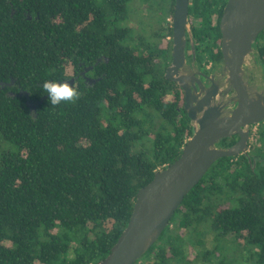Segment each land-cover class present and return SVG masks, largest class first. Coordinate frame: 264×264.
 I'll list each match as a JSON object with an SVG mask.
<instances>
[{"label":"trees","instance_id":"obj_1","mask_svg":"<svg viewBox=\"0 0 264 264\" xmlns=\"http://www.w3.org/2000/svg\"><path fill=\"white\" fill-rule=\"evenodd\" d=\"M175 2L0 0V264L104 259L140 188L180 157L194 128L165 76ZM226 2L190 5L196 41L215 45L202 56L217 62ZM256 46L264 71V31ZM91 65L93 84L80 77ZM72 78L79 98L52 106L43 83ZM256 128L249 150L217 160L135 264H264V121Z\"/></svg>","mask_w":264,"mask_h":264},{"label":"water","instance_id":"obj_2","mask_svg":"<svg viewBox=\"0 0 264 264\" xmlns=\"http://www.w3.org/2000/svg\"><path fill=\"white\" fill-rule=\"evenodd\" d=\"M190 0H176L173 14L172 63L166 77L176 80L186 94L185 109L191 118L194 132L180 157L156 172L152 181L140 188L127 227L104 259L95 264H135L158 242L185 197L203 179L212 165L223 157L246 153L249 132L229 147L218 143L239 133L243 126L264 121V71L257 67L259 82L256 93L249 90L244 79V65L251 64L254 44L264 31V0H227L221 18L222 53L225 58L227 81L240 95V105L228 116H223L221 105H211L205 98L199 107H192V92L179 73L186 62L187 31L191 32ZM192 34V33H191ZM192 37V35H191ZM12 80L8 85H12ZM74 85L76 78L65 80ZM29 96L27 92H23ZM44 96L38 103L46 99ZM32 108L37 106L31 101ZM207 106V109H203ZM203 113L200 115V110Z\"/></svg>","mask_w":264,"mask_h":264},{"label":"flooded vegetation","instance_id":"obj_3","mask_svg":"<svg viewBox=\"0 0 264 264\" xmlns=\"http://www.w3.org/2000/svg\"><path fill=\"white\" fill-rule=\"evenodd\" d=\"M138 10H140V7H147L142 2L134 3ZM143 4V5H142ZM191 5V0H190ZM225 7V6H224ZM137 10V12H138ZM146 14L149 13V10L145 8ZM224 10V9H223ZM190 11V8H189ZM140 12V11H139ZM174 14V13H173ZM223 14V12H222ZM189 18H190V25H191V32L189 30L187 31V44H186V62L182 67L179 69L180 75H182L185 79V83L190 87L192 92V107L194 109L201 108L202 106L201 102L205 98H210L211 105H221V111L223 113V116L230 115L239 105H240V95L237 93V91L231 86V84L227 81V72L225 71V58L222 53V60L220 61H214L211 57H209L208 51L206 57L204 58L202 56L203 54V45L205 44V47L207 49H210L215 45H213V38L209 36V38L206 39L205 43L202 44L200 40L196 41V38L193 33L192 25L193 23L196 24L195 18H193L189 12ZM222 18V15H221ZM221 18L219 20V27L221 24ZM217 21V19H216ZM170 22L172 23L173 27V16L170 19ZM164 26H168L166 23ZM221 31V28H220ZM192 33V34H191ZM192 35V37H191ZM168 40H173V35L167 37ZM220 49L222 52V32H221V41H220ZM257 40L254 44L255 51L252 54L251 57V64L250 65H244V79L248 83L249 90L252 93H256L257 90L263 85L259 82V73L257 70V66L259 64L262 65V60L260 57V52L256 48ZM205 48V49H206ZM217 49V47H216ZM100 61V58H99ZM172 63L168 64L165 70V75ZM93 70V66L84 67V69L80 72V77L83 78L85 82H88L90 84H93L96 82L97 78L88 75V72ZM172 80V79H171ZM177 83L178 86L181 87L182 91L184 92L185 96V103L186 104V94L183 87L179 84L178 81L173 80ZM203 109H207V106H205ZM203 109L200 110V115L203 113ZM256 125L258 124H251L249 127L243 126L241 128L240 134H234L232 137H236V142L242 138V133L249 132V146L250 141L252 138L253 130L255 129ZM235 142V143H236ZM234 143V144H235ZM232 146V145H231Z\"/></svg>","mask_w":264,"mask_h":264},{"label":"clouds","instance_id":"obj_4","mask_svg":"<svg viewBox=\"0 0 264 264\" xmlns=\"http://www.w3.org/2000/svg\"><path fill=\"white\" fill-rule=\"evenodd\" d=\"M44 92L48 95L49 103L52 106L63 103H70L79 98L80 92L74 85L68 82L57 80L45 81L43 83Z\"/></svg>","mask_w":264,"mask_h":264},{"label":"rangeland","instance_id":"obj_5","mask_svg":"<svg viewBox=\"0 0 264 264\" xmlns=\"http://www.w3.org/2000/svg\"><path fill=\"white\" fill-rule=\"evenodd\" d=\"M132 23V22H131ZM132 24H135V22L133 21V23ZM134 27H135V29H137V30H139L140 29V26L139 25H137V24H135L134 25ZM257 128L255 127V129L253 130V131H255ZM251 142H255V139H254V137H252L251 138V141H250V143ZM237 243H239L238 241H237ZM236 242H235V244H232V248L235 250V249H237L238 247H237V244ZM209 244H210V242H209ZM240 244V243H239Z\"/></svg>","mask_w":264,"mask_h":264}]
</instances>
